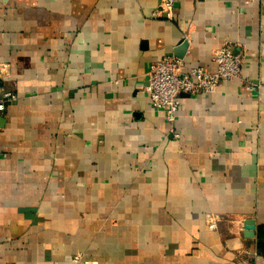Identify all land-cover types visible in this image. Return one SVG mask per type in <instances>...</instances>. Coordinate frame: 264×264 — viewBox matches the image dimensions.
<instances>
[{"label":"crops","instance_id":"0c3cea01","mask_svg":"<svg viewBox=\"0 0 264 264\" xmlns=\"http://www.w3.org/2000/svg\"><path fill=\"white\" fill-rule=\"evenodd\" d=\"M160 2L0 0V90L18 97L0 264H264V0H176L171 20ZM183 42L189 66L215 70L225 43L244 66L181 96L172 126L146 86Z\"/></svg>","mask_w":264,"mask_h":264},{"label":"built area","instance_id":"2783aa9c","mask_svg":"<svg viewBox=\"0 0 264 264\" xmlns=\"http://www.w3.org/2000/svg\"><path fill=\"white\" fill-rule=\"evenodd\" d=\"M175 1L161 0L159 8L165 18L173 19ZM213 62L216 65L215 70L189 66L183 58L177 56H169L151 64L146 92L152 106L163 111L172 126L177 119L181 96L211 94L216 92L222 81L239 78L244 66V56L235 54L231 45L225 43L215 51ZM17 98L12 92L0 90V112ZM217 222V216L207 217L210 229H216Z\"/></svg>","mask_w":264,"mask_h":264},{"label":"water","instance_id":"95a60500","mask_svg":"<svg viewBox=\"0 0 264 264\" xmlns=\"http://www.w3.org/2000/svg\"><path fill=\"white\" fill-rule=\"evenodd\" d=\"M187 48V43L183 42L182 46L177 48L175 55L177 57L183 58ZM245 235L248 238H253L255 236V224L251 220H247L244 224Z\"/></svg>","mask_w":264,"mask_h":264},{"label":"trees","instance_id":"16d2710c","mask_svg":"<svg viewBox=\"0 0 264 264\" xmlns=\"http://www.w3.org/2000/svg\"><path fill=\"white\" fill-rule=\"evenodd\" d=\"M257 249L260 256L264 257V227L258 229Z\"/></svg>","mask_w":264,"mask_h":264}]
</instances>
